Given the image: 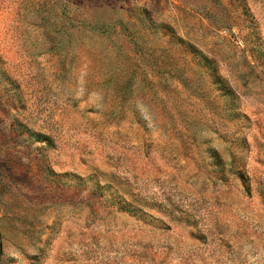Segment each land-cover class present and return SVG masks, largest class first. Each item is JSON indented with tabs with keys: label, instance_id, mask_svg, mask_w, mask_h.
Listing matches in <instances>:
<instances>
[{
	"label": "rangeland",
	"instance_id": "374dc122",
	"mask_svg": "<svg viewBox=\"0 0 264 264\" xmlns=\"http://www.w3.org/2000/svg\"><path fill=\"white\" fill-rule=\"evenodd\" d=\"M0 264H264V0H0Z\"/></svg>",
	"mask_w": 264,
	"mask_h": 264
}]
</instances>
